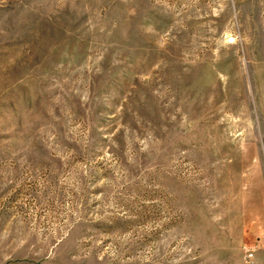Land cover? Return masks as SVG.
Returning <instances> with one entry per match:
<instances>
[{"label":"rangeland","instance_id":"obj_1","mask_svg":"<svg viewBox=\"0 0 264 264\" xmlns=\"http://www.w3.org/2000/svg\"><path fill=\"white\" fill-rule=\"evenodd\" d=\"M0 264H264V0H0Z\"/></svg>","mask_w":264,"mask_h":264}]
</instances>
